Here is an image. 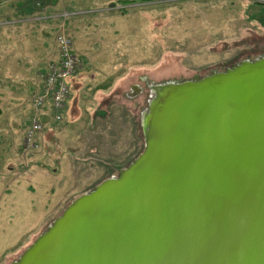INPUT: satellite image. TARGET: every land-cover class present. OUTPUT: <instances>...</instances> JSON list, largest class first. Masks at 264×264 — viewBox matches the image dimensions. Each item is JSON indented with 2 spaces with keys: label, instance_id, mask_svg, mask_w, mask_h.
<instances>
[{
  "label": "rangeland",
  "instance_id": "1",
  "mask_svg": "<svg viewBox=\"0 0 264 264\" xmlns=\"http://www.w3.org/2000/svg\"><path fill=\"white\" fill-rule=\"evenodd\" d=\"M62 33L83 60L62 120L23 115L29 73L7 67L13 78H0V264L17 261L77 197L142 154L153 86L264 56V0H0V64L36 65ZM37 115L40 146L27 150Z\"/></svg>",
  "mask_w": 264,
  "mask_h": 264
},
{
  "label": "water",
  "instance_id": "2",
  "mask_svg": "<svg viewBox=\"0 0 264 264\" xmlns=\"http://www.w3.org/2000/svg\"><path fill=\"white\" fill-rule=\"evenodd\" d=\"M153 89L142 154L12 264H264V56Z\"/></svg>",
  "mask_w": 264,
  "mask_h": 264
},
{
  "label": "built area",
  "instance_id": "3",
  "mask_svg": "<svg viewBox=\"0 0 264 264\" xmlns=\"http://www.w3.org/2000/svg\"><path fill=\"white\" fill-rule=\"evenodd\" d=\"M56 59L49 61L40 73L41 90L33 97L32 107L44 114L49 110L54 119L62 120L71 96L70 80L82 69L83 60L74 48L71 36L62 33L57 37ZM38 116V115H37ZM44 130L41 116L35 117L25 130L24 146L27 150L38 148V136Z\"/></svg>",
  "mask_w": 264,
  "mask_h": 264
},
{
  "label": "crops",
  "instance_id": "4",
  "mask_svg": "<svg viewBox=\"0 0 264 264\" xmlns=\"http://www.w3.org/2000/svg\"><path fill=\"white\" fill-rule=\"evenodd\" d=\"M32 53V52H31ZM36 52L34 53L33 52V55H31L32 57L33 56H35V58H36ZM57 56H58V51H57V43H56V41H55V43H54V45H53V49L45 56V57H41V58H39V59H35V61H38L37 62V64L35 65L33 62H31L29 59L22 65V66H20V67H17L18 69H14L13 67H14V64H6L7 62H2L1 64H0V66L1 67H3V70L2 71H0V78H1V80L2 81H10L9 79L10 78H13V76L10 74V76H9V71H7V67H9L11 70H14V71H16V72H19V73H21V74H26V73H29V75L32 77V80H28V81H26L27 83H30L31 82V84L27 87V91H28V93L27 94H29L30 96L32 95V97H34L35 95H36V93L38 92V90H39V88H37V89H35L36 87H34V81H35V83H37V81H38V77H37V75L39 74V73H41V71L44 69V67L46 66V64L49 62V61H51V60H53V59H56L57 58ZM4 58H7L8 60L10 59V58H13V54L10 56V55H7V54H5L4 56H3ZM33 61V60H32ZM39 64V65H38ZM35 65V67H34V69L32 70V71H26V69H29L28 67L30 66V67H32V66H34ZM44 65V66H43ZM43 66V67H42ZM0 67V70L2 69ZM37 72V73H36ZM11 73V72H10ZM33 75V76H32ZM40 75V74H39ZM81 79H83V77H81L79 80H81ZM81 82L82 81H80V84H81ZM5 91H3V93H4ZM21 96H23V94L21 95ZM21 96H17L16 97V99H18V101L21 103V104H24V103H26V102H24L23 101V99H21ZM31 97V98H32ZM33 99V98H32ZM11 101H15L14 99H10ZM30 103V102H29ZM23 107V115H26V117H27V115L28 114H30L29 113V108L30 109H32V112H37L33 107H32V105L30 104H28V106L27 107H24V106H22ZM48 110H46L45 109V111H43L44 112V116L42 117L43 118V120H47V114H49V115H52L51 114V111L49 110V108H47ZM67 109H69V101H68V105H67ZM38 113V112H37ZM39 114V113H38ZM35 115V114H34ZM27 120H29V119H27Z\"/></svg>",
  "mask_w": 264,
  "mask_h": 264
}]
</instances>
